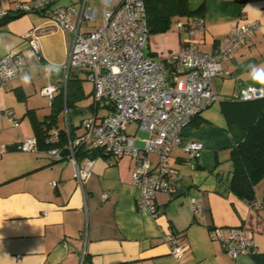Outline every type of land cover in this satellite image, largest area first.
Returning <instances> with one entry per match:
<instances>
[{
	"label": "crops",
	"instance_id": "0c3cea01",
	"mask_svg": "<svg viewBox=\"0 0 264 264\" xmlns=\"http://www.w3.org/2000/svg\"><path fill=\"white\" fill-rule=\"evenodd\" d=\"M15 1L0 0V10L11 9ZM83 1L96 10L94 18L80 17ZM54 5L71 7V18L80 21L82 32L100 24L102 9L110 8L104 4L95 8L89 0H55ZM188 6L191 10L201 7L202 16L182 17L180 22L188 21L183 28L174 21L169 30L150 34L146 55L165 59L188 39L199 51L207 52L236 24L256 20L259 27L213 77L212 88L220 101L203 109L182 130L183 140L202 142L200 157L187 161L179 146L171 150V165L183 181L176 191L156 194V217L136 205L137 191L131 183L134 160L128 156H94L85 186V208L70 160L55 161L16 149L21 140L35 136L34 119L42 120L50 112V100L41 88L53 76L40 71L29 87L21 84L18 75L0 85V110L11 109L17 122L0 118V264H80L83 249V264H264V178L255 185L252 202L244 200L229 188L230 159L222 165L219 155L224 148L229 153L233 144L222 102L244 85H258L248 77L246 66L264 64V0H188ZM8 17L0 25V55L4 44L26 52L34 40L41 65L65 61L71 35L55 21L37 12ZM179 75L178 65L170 64L169 79ZM71 77L81 80L84 96L62 110L60 127L66 121L77 126L85 118L106 112L103 106H95L92 85L85 91L84 72L74 70ZM89 95L91 100L84 102ZM103 191L108 192L104 200ZM192 201L201 203L200 212L190 210ZM213 226L243 227L257 254L229 257L219 241L210 239L208 231ZM165 234L180 237L185 251L181 258L171 253Z\"/></svg>",
	"mask_w": 264,
	"mask_h": 264
},
{
	"label": "built area",
	"instance_id": "2783aa9c",
	"mask_svg": "<svg viewBox=\"0 0 264 264\" xmlns=\"http://www.w3.org/2000/svg\"><path fill=\"white\" fill-rule=\"evenodd\" d=\"M54 1L16 0L11 9L0 10V17L37 12L69 33L71 42L62 63L61 77L57 82H48L41 92L53 100L59 90L65 91L72 71L81 70L85 79L92 83L95 106H103L106 112L85 118L77 126L66 121L62 127H51L41 147L37 138L30 136L17 143L16 149L41 153L55 161L70 160L84 207L85 186L94 159L89 153L103 150L109 158L128 156L134 160L131 183L137 191L136 205L156 217V194L176 191L183 181V175L171 165V150L179 146L187 161L200 157L202 142L183 140L182 130L203 109L220 101L212 88V79L223 71L222 64L231 60L239 47L251 39L259 22L249 20L234 25L210 51H199L194 41L188 39L179 51L170 53L165 59H155L144 51L149 37L144 0H118L116 4L114 0H101L110 8L102 9L100 24L84 32L80 31V21L71 18L73 9L55 6ZM82 15L94 18L96 10L86 7L83 1L80 17ZM177 25L182 28L181 22ZM30 51H35L38 61L41 60L38 43L31 40L26 52L16 50L17 55L12 57L0 55V68H11ZM170 64L178 65L180 72L173 80L168 77ZM11 78L0 77V85ZM229 98L235 101L264 98V87L247 84ZM2 116L17 125L11 109L0 110V118ZM137 130L145 134L137 136ZM55 184L53 181L52 185ZM107 197L108 192L103 191L101 198ZM257 205L260 204L257 202ZM189 208L192 212H200L202 205L192 201ZM208 234L211 240L219 241L233 259L256 253L251 236L241 226H213ZM163 238L176 258L185 254L180 237L165 234ZM85 257L83 249L80 264Z\"/></svg>",
	"mask_w": 264,
	"mask_h": 264
},
{
	"label": "trees",
	"instance_id": "16d2710c",
	"mask_svg": "<svg viewBox=\"0 0 264 264\" xmlns=\"http://www.w3.org/2000/svg\"><path fill=\"white\" fill-rule=\"evenodd\" d=\"M144 3L149 35L169 30L172 23L182 17L189 18L196 13L202 16V8L191 10L188 0H144ZM181 24L183 28L188 21ZM83 96L81 80L70 77L65 91L59 90L50 101V112L42 120L34 119L35 136L40 147L48 130L58 125V114ZM221 109L233 135V144L229 147L232 169L228 185L236 195L252 202L254 187L264 178V98L248 101L229 98L222 102ZM89 155L108 157L103 150L91 151Z\"/></svg>",
	"mask_w": 264,
	"mask_h": 264
},
{
	"label": "clouds",
	"instance_id": "9594fccd",
	"mask_svg": "<svg viewBox=\"0 0 264 264\" xmlns=\"http://www.w3.org/2000/svg\"><path fill=\"white\" fill-rule=\"evenodd\" d=\"M3 53L9 57L16 56V50L11 44L2 46ZM21 61H24L21 64ZM63 65L49 61L41 65L38 61L35 51L27 52L20 60L11 68H0V77L11 78L15 75L19 76L20 82L24 87H29L37 73L45 72L48 76L56 75L62 71ZM248 77L255 83L264 87V64L258 65L250 63L246 66Z\"/></svg>",
	"mask_w": 264,
	"mask_h": 264
},
{
	"label": "rangeland",
	"instance_id": "374dc122",
	"mask_svg": "<svg viewBox=\"0 0 264 264\" xmlns=\"http://www.w3.org/2000/svg\"><path fill=\"white\" fill-rule=\"evenodd\" d=\"M89 4L93 5L95 8H98V9H101L103 7V5L100 3L99 0H89ZM155 58H157V57H155ZM58 80H59V78H55V77H52L50 79L51 82H57ZM91 85L92 84H91L90 81H87V80L83 81V87H84L86 92H88L90 90ZM89 100H91V96L90 95L87 96V98H86V100L84 102L89 101ZM216 104H217V102H214L211 105L216 106ZM63 117H64V112H60L58 114V123L60 121H62ZM131 129H132V127H131ZM144 134H145V132L142 131V130H137L135 132V135H137V136H143ZM219 155L221 156V159H222L221 162H220L222 165H225L226 163L228 164L230 162L229 159H228L229 158V153H228L227 149H225V148L221 149V151L219 152Z\"/></svg>",
	"mask_w": 264,
	"mask_h": 264
},
{
	"label": "water",
	"instance_id": "95a60500",
	"mask_svg": "<svg viewBox=\"0 0 264 264\" xmlns=\"http://www.w3.org/2000/svg\"><path fill=\"white\" fill-rule=\"evenodd\" d=\"M8 18H9L8 16L0 17V25L6 23L7 20H8ZM61 74H62V71H61L60 73H58V74H56V75H52V76H53V77H58V76H61Z\"/></svg>",
	"mask_w": 264,
	"mask_h": 264
}]
</instances>
